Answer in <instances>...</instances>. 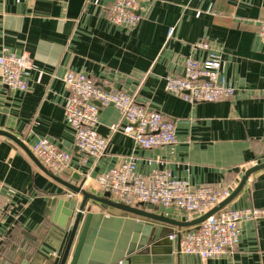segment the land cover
<instances>
[{"label": "crops", "instance_id": "crops-1", "mask_svg": "<svg viewBox=\"0 0 264 264\" xmlns=\"http://www.w3.org/2000/svg\"><path fill=\"white\" fill-rule=\"evenodd\" d=\"M111 1L0 0V52L27 55L34 69L25 93L3 85L0 75V130L17 135L33 153L42 138L71 153L68 170L100 197L97 176L129 155L136 156L142 175L168 170L193 187L234 191L248 169L264 163V41L259 36L264 0H151L140 5L142 18L132 30L107 19ZM201 42L222 56L220 77L236 89L234 97L192 104L167 92L166 78L184 76L187 58H207L208 52L196 47ZM70 71L85 73L106 90L136 94L147 109L176 125L177 144L138 148L131 138L111 131L112 125L125 126L121 113L101 106L98 130L110 140L108 152L100 160L83 155L65 118L70 91L64 80ZM0 182V264H52L47 252L61 247L62 253L67 242L53 221L54 205L67 189L4 136ZM227 207L264 209V170L254 173ZM104 211L105 216L128 217ZM167 217L187 221L177 210ZM240 230L231 254L203 261L181 253L178 264H264V220L244 221Z\"/></svg>", "mask_w": 264, "mask_h": 264}, {"label": "built area", "instance_id": "built-area-1", "mask_svg": "<svg viewBox=\"0 0 264 264\" xmlns=\"http://www.w3.org/2000/svg\"><path fill=\"white\" fill-rule=\"evenodd\" d=\"M149 1L112 0L107 19L116 26L132 30L142 18L137 12L140 5ZM259 28V36L264 41V21L260 22ZM173 33L171 28L168 37ZM196 47L207 51V58H187L184 76L168 75L166 78L167 92L192 104L214 103L234 97L236 89L220 77L222 56L207 42L198 43ZM33 70L27 55L0 52L1 83L12 91L27 92ZM64 81L70 91L64 108L65 118L76 132L75 146L83 155L100 160L108 152L110 140L100 135L98 130L101 106H113L121 113L125 126L112 125L111 131L131 138L138 148L151 150L177 144L176 125L161 112L147 109L136 94L106 90L82 72L70 71ZM34 154L57 175L69 168L72 159L71 153L47 138L38 141ZM136 162V156L129 155L120 166L97 176L95 182L99 193L110 194L112 201L128 206L148 203L172 207L187 221H192L209 213L233 192L230 188L193 187L188 181L173 177L168 170H154L145 176L137 171ZM3 189L4 184L0 182V195ZM262 219L264 209L226 207L198 227L179 229L171 239H180L182 254L197 255L205 261L231 254L240 243L242 222Z\"/></svg>", "mask_w": 264, "mask_h": 264}, {"label": "water", "instance_id": "water-1", "mask_svg": "<svg viewBox=\"0 0 264 264\" xmlns=\"http://www.w3.org/2000/svg\"><path fill=\"white\" fill-rule=\"evenodd\" d=\"M0 136L15 142L34 163L68 191L53 208V221L65 234L67 242L62 253L61 247L47 252V259L52 264H178L181 245L180 239L177 244L171 239L174 227H198L230 205L243 191L250 177L264 170V163L251 167L245 172L239 186L220 205L198 219L183 222L167 217L174 215L175 209L172 207H156L148 203L128 206L112 201L110 194L103 197L95 195L84 189L86 180L82 176L66 169L62 174L72 176L80 184L71 185L52 175L17 135L0 130ZM78 196H82L81 201ZM103 207L117 210L128 217L105 216ZM97 208L101 211H96ZM135 231H138L137 238L123 246L125 242L120 238L121 234L124 233L128 239Z\"/></svg>", "mask_w": 264, "mask_h": 264}, {"label": "rangeland", "instance_id": "rangeland-1", "mask_svg": "<svg viewBox=\"0 0 264 264\" xmlns=\"http://www.w3.org/2000/svg\"><path fill=\"white\" fill-rule=\"evenodd\" d=\"M121 231V230H120ZM122 233V232H121ZM134 235V236H133ZM137 236H138V231H135V234H133V233H131L130 234V237L128 238V239H126L127 238V236L123 233V234H121V239L122 240H124V245L123 246H126L127 244H129L130 242H132L133 240H135L136 238H137Z\"/></svg>", "mask_w": 264, "mask_h": 264}]
</instances>
